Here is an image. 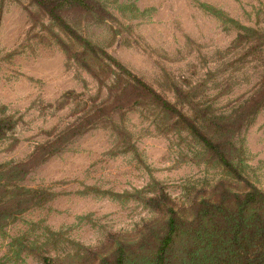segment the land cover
<instances>
[{"label":"rangeland","instance_id":"1","mask_svg":"<svg viewBox=\"0 0 264 264\" xmlns=\"http://www.w3.org/2000/svg\"><path fill=\"white\" fill-rule=\"evenodd\" d=\"M99 1L105 19L65 18L168 99L179 88L209 115L231 114L232 161L264 189V102L237 108L263 80L264 0ZM78 49L32 0H0V118L13 122L0 196L15 206L38 191L0 225V264H98L122 241L142 260L162 226L145 197L167 191L189 215L218 179L243 187L173 115L130 92L113 101L124 77L92 53L84 66Z\"/></svg>","mask_w":264,"mask_h":264},{"label":"trees","instance_id":"2","mask_svg":"<svg viewBox=\"0 0 264 264\" xmlns=\"http://www.w3.org/2000/svg\"><path fill=\"white\" fill-rule=\"evenodd\" d=\"M32 1L62 31L83 46L82 50L78 49L73 53L81 64L91 68L84 54L92 53L100 59L104 58V65L114 71L117 79L124 77L122 84L112 83L109 86L115 90L113 101L130 92L131 95L138 96L135 101L141 98L149 100L165 113L173 115L176 121L196 137L224 171L243 185L232 189L222 179H218L211 186L209 196L191 203L192 212L189 215L182 213V206L177 205L167 191L158 189L144 198V202L162 216V226L157 229L156 242L150 255L139 260L138 255L129 250L127 242L122 241L118 242L110 255L101 256L98 264H264V189L244 175L238 164L232 161L231 134L236 127L230 119L231 114L209 115L188 99L187 91L179 88L175 91L177 102L168 99L113 55L97 48L80 35L65 18V12L80 10L97 20L105 19L109 13L99 0ZM92 70L95 75L98 74ZM263 102L264 76L259 86L237 108L248 103V106L256 110ZM12 126L10 119L0 118V136ZM37 151L38 148L25 161L20 162L25 167L24 170L31 165ZM11 167L12 165L8 169ZM15 187L24 193L30 191ZM37 192L15 198V206L9 205L8 198L0 196V225L9 222V214H13L15 208L21 206V200L27 206L32 203ZM108 256L111 258L108 259ZM54 259L44 256L43 262L58 264Z\"/></svg>","mask_w":264,"mask_h":264}]
</instances>
